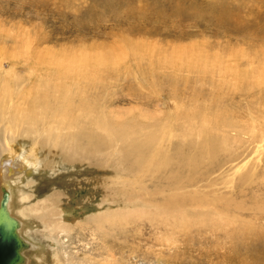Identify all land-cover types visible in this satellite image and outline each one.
Here are the masks:
<instances>
[{"label":"rangeland","instance_id":"rangeland-1","mask_svg":"<svg viewBox=\"0 0 264 264\" xmlns=\"http://www.w3.org/2000/svg\"><path fill=\"white\" fill-rule=\"evenodd\" d=\"M26 43L31 71L51 92L54 109L68 91L79 106L83 92L99 115L133 120L141 130L157 127L158 134L163 125L159 146L169 157L184 140L182 112L209 106L204 109L220 111L237 129H228L233 139L224 148L214 139L216 158L204 159L194 175L175 168L177 187L161 179L170 168L153 177L132 175L113 154L96 165L79 158L68 163L64 144L54 150L59 140L52 148L47 143L38 166L13 173L22 180L23 209L33 216L21 237L23 264H264V0H0V49L22 58ZM27 69L17 73L27 77ZM252 116L263 136L258 144L240 131L250 128ZM184 141L186 156L204 147L193 133ZM19 143L12 140L3 157L20 154ZM31 143L21 146L28 155ZM43 201L52 212L59 209L69 232L52 235L27 211ZM129 206L127 222H91ZM169 208L182 212L180 224ZM211 210L218 213L214 221Z\"/></svg>","mask_w":264,"mask_h":264},{"label":"bare ground","instance_id":"bare-ground-1","mask_svg":"<svg viewBox=\"0 0 264 264\" xmlns=\"http://www.w3.org/2000/svg\"><path fill=\"white\" fill-rule=\"evenodd\" d=\"M24 47L26 49V52L24 53L25 57L22 58H20V56L22 55V53L20 54V52L18 54H12L7 56L4 54L3 50L0 49V202L2 200H5V207L7 213L12 219L17 222L16 229L17 234L20 238L22 237V233L25 227H30L33 216L27 217L25 212L26 209H23L22 203L27 200V198L21 197V187L19 186L22 180L19 178L20 183L18 184L16 178L13 177V173L19 171L20 168L24 169L25 167L29 168V166H38L41 163V160L38 161L37 153H41L44 150L43 147L49 142H52L50 145V148H52L54 145V141L57 139L59 140V144L57 146H54V150H57L61 146V144H64V146L62 145L63 150H61V152L65 153V160L69 159L67 161L68 163L75 161V158H79L80 160L86 163L96 165L99 162H102L103 160L105 162H109V160H105L103 158L104 154H113L116 158V164L118 165L119 163L121 166L125 167L126 170L132 175L137 172H143L146 174L148 173L151 177H153L155 174L159 172L161 173L165 169L170 168L168 176L165 175L160 177L164 181H171V185L173 187H177L179 181L181 180L180 174L176 171L177 168L185 167L191 175H194V173L198 170L202 162H204V159L209 160L211 162L216 158L213 155V148H215V146L217 145L214 144L218 143V146H220L219 149H221L228 146V142L233 139L231 137V139L228 140L229 135L226 134V132H228V129L229 131H235L237 127H235L234 129V126L236 125L231 124L232 121H228L225 118V115L222 114L220 111L212 112L208 109H204L207 106H203L204 108L201 109L197 108L195 110H190L189 112L187 111L189 115L186 114L187 112L185 114H182V112L177 117H181L184 120L183 128L181 136L180 133L177 134V136H180L184 138V140H186L193 133L195 134V136L200 137V142H202L204 147L207 145L208 149L203 150L204 147H202L201 152H199L198 156H186V153H183L185 147L183 145H185V141L182 140L183 143L177 146V148L179 149L176 152L173 149L175 152V157L172 158L173 156L169 157L167 154L164 153V149L159 146L160 142L163 139L160 136L164 135L163 125H160L158 127V132L160 134L159 136V134L157 133V127H154V129L143 128V130H141L139 128L140 125L135 123L133 120L128 123H124L123 121L118 119L117 115H115V118L112 117L110 114L102 113L99 115L98 111L95 109L97 108L96 104L91 105L90 103L85 101L84 95H82L83 92H81V95L78 96L80 97V101H83L82 104H80L79 106H73V102L71 100V98L73 97L68 95V91L67 93L65 92V99L63 98L64 104H61L62 107L60 109H57L58 107H55L56 109H54V107L52 106L54 105V103H52L53 97L51 95V92H49V90H47L45 86L41 87L38 84V82L40 81H37V77H34V74L31 71L32 66L30 62V57H32L33 54V51L31 50V44L26 43ZM5 59H7L6 63L4 62ZM48 64L51 65L52 63ZM4 65H10L12 67H10L9 70H4ZM25 67L28 68V73H30V75L27 77L21 76L17 73L19 68ZM35 70H33L34 73L36 72ZM96 70L98 69L96 68ZM67 75L69 74L67 73ZM8 76L10 79L7 78ZM50 76L53 75L51 74ZM75 95L76 94H74L73 96ZM56 96L60 97L58 95ZM65 105H67L68 108H66L67 106L65 107ZM207 108H209V106ZM250 121V128L240 127L241 135L248 137L249 131V133H251L253 136V138L248 139L250 141L249 143L252 144V142H255L256 144H258V142L262 140L263 136L262 134H256V130L259 129L258 127L256 128L254 124L255 116H252L250 118ZM187 122H191L193 125L187 126ZM151 124L152 121L151 123H149V125ZM213 126H216L219 129V132H213L210 134V129ZM260 131L263 133L262 130ZM219 133L220 135H218ZM217 138H219L220 141H217V143L216 141L213 142L214 139L217 140ZM12 140H17L20 142L19 144L21 153H15L16 155L12 154L11 156L5 159L3 155L7 153V151H9L10 143ZM26 140H32L29 155L26 154L24 152L25 149L23 150V148L21 147L22 145L26 144ZM68 144L69 147H67ZM26 156L28 157L26 158ZM2 157L4 159H2ZM168 166H172V168ZM112 169L114 168L112 167ZM179 170L181 171V169ZM115 174L117 173L115 172ZM2 179L4 181H2ZM130 190L132 189L130 188ZM177 191H179V189ZM140 198L138 199L141 200ZM146 201H144L145 203H143V205L146 207H150L152 203ZM194 201L196 200L194 199ZM50 205L51 203L49 201H43L41 203L33 205L32 207L27 209V211L31 214H35V218H39L40 221H42V223L46 225L51 234L69 232V225L60 223L59 221V218L61 216L60 211H58L59 209H57V212H52L50 210ZM157 207L153 206V208L155 209ZM131 210V206L126 207L122 210L117 209L110 211L109 209L105 214L100 213L93 217L91 222H95L99 226H106V224L110 222L111 218L115 219L116 222L110 224L109 226H112L116 223H120L122 219L127 222V220H129L127 218L130 217ZM168 210H173V218L179 221L178 222L177 220H175L176 222L180 224V221H183L181 211H176V209L172 208H169ZM183 213L186 216L189 215L186 214V211H183ZM141 214L145 215V213ZM159 214L162 213L160 212ZM193 215L197 214L195 213ZM24 216L30 222L29 224H27V222L23 220ZM209 216V221H214V218L218 216V213H216V211L211 210ZM185 225L187 224H183V226L179 227H184ZM25 245L27 246L26 243Z\"/></svg>","mask_w":264,"mask_h":264},{"label":"water","instance_id":"water-1","mask_svg":"<svg viewBox=\"0 0 264 264\" xmlns=\"http://www.w3.org/2000/svg\"><path fill=\"white\" fill-rule=\"evenodd\" d=\"M17 222L10 217L5 200L0 202V264H23L25 243L17 234Z\"/></svg>","mask_w":264,"mask_h":264}]
</instances>
